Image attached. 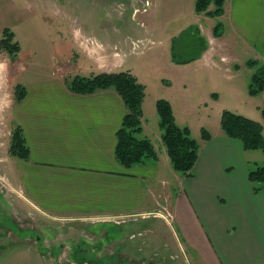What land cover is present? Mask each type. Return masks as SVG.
I'll return each instance as SVG.
<instances>
[{"label":"crops","instance_id":"1","mask_svg":"<svg viewBox=\"0 0 264 264\" xmlns=\"http://www.w3.org/2000/svg\"><path fill=\"white\" fill-rule=\"evenodd\" d=\"M21 1L31 17L49 24L45 26L47 37L57 42L58 52L45 64L29 61L36 57L32 47L39 48L37 42L27 44L17 27L0 20V29L11 28L15 38L24 40H19L21 56L13 60L0 57V63L6 67L10 87L15 86L12 94L10 90L13 99L7 120L11 127L20 129L29 150L26 160L10 156L3 164L2 176L13 192L0 202V257L17 258L19 262L25 256L32 258L29 264H39L44 258L39 249L42 240L33 236L35 231L46 233L45 227L52 225L78 224L81 237H86L89 232L83 231L84 224L114 219L136 224L154 218L167 228L150 229L145 241L152 245V253L147 254L155 251L162 258L177 250L180 258L185 253L194 264H264V191L255 193L248 178L251 164L262 162L258 151L245 152L239 140L223 133L220 123L219 129L210 132L209 140L199 142L193 176L183 177L172 168L162 143L157 108L152 119L144 115L146 105H152L146 96L142 135L153 142L159 158L123 167L116 158L117 133L127 112L121 96L113 88L77 94L67 85L76 76L123 71L132 72L141 83L148 84L121 60L119 49L132 50L136 43L130 49L128 36L115 25L112 28L111 21L121 14L85 10L83 24L78 27L69 10L53 9V0H42V4L35 0L36 5L32 0L31 4ZM185 2L178 0L172 6L180 12ZM195 2L188 0L189 5L194 4L190 9ZM35 8L39 10L35 12ZM141 12L136 7L131 21ZM55 16L64 23L52 24ZM197 17L199 25H195L200 27V34L211 36V49L200 60L206 66H215L228 81H251L257 68L264 65V0H226L225 13L218 20ZM204 22H222L224 35L213 37V26L211 34ZM128 31L141 41L138 26L131 24ZM250 60L259 65L248 66ZM18 86L24 89L21 100L16 95ZM258 97L246 100L247 112L242 115L263 122L264 91ZM153 99L156 105L160 99L170 100V95L162 87ZM11 193H18V197L10 200ZM166 218H171L174 225L170 227ZM135 224L126 229L125 236L120 234L126 233L122 224L121 231L110 233V238L126 248L136 246L131 242L142 234L130 230ZM12 225H19L23 232L29 229L31 236L17 233ZM33 227L35 231H31ZM103 234L109 233L103 230ZM68 238L56 237L58 243ZM145 241L131 249L143 250ZM0 264L18 263L0 260Z\"/></svg>","mask_w":264,"mask_h":264},{"label":"rangeland","instance_id":"2","mask_svg":"<svg viewBox=\"0 0 264 264\" xmlns=\"http://www.w3.org/2000/svg\"><path fill=\"white\" fill-rule=\"evenodd\" d=\"M36 1L42 4V0ZM146 1H148L149 4L146 10H144ZM177 1L178 0H138L137 4H134V0H53V9L58 12L69 10L74 16L75 25L78 27H81L83 24L82 14L85 10L91 11L92 14L95 12L101 15H106V13L121 14L119 18H115L111 21V26L113 28V25H115L118 30L128 36L127 40L130 42V49H132L131 47H133L132 44L134 41H136L134 44L138 45V47L132 50L119 49V52L121 54V60L133 67L135 71H138L140 73L138 75L148 82V84L144 85L146 87L148 86L146 88V96L148 98L147 100H150L149 102H151L152 105L150 108L146 105L144 115L152 119L153 115L156 113V105L153 97L157 96V93H159L162 87H165L170 95V100L168 101L172 105V111L177 125L182 128L187 127L191 132L192 138L200 142L203 139V131H207L211 134L213 131L219 129L224 111L242 115L244 111L247 112V106L244 107L246 100L250 98L257 100L260 94H250L249 80L242 78L228 81L224 77L223 72L218 71L217 68H214L215 66H206L200 58L185 65H177L174 63L173 45L175 40L177 38L178 40L181 39L179 45L183 47L184 42L191 38V33L183 35L186 30L194 26L195 28H199L200 32V27L195 25L198 24L195 6L193 9H190V6L192 8L194 4L190 3L189 5L188 0H186L185 8L181 6V10L178 9L180 10V12H178L175 11L172 6ZM32 3L36 5L35 0H32ZM27 4H31V0H27ZM136 7L139 8V11L143 12L139 13L138 17L131 21L130 16ZM15 8H19L20 11H17ZM26 9L27 5L24 4V1L0 0V20L1 22L5 20L4 22L7 23V26L17 27L21 31V35L27 39V44L29 42L34 43L35 40L34 45L37 42V46L39 47H32L36 57L35 59L29 58L28 60L34 63L37 62L38 64L44 62L45 64L49 59L55 57L56 52H58L57 42H51L47 37L48 32L45 26H49V24L35 19V16L31 17ZM38 10L39 9H36L35 12ZM198 15L200 19L207 16L204 15V13ZM213 19L218 20L217 18ZM63 23V19L60 16H55L52 19V24L62 25ZM131 24L133 26H138L139 29L142 30L141 34L138 36L141 41L135 40L137 37L128 31ZM203 24L210 31L212 26L214 29L217 22L216 24H207L205 22ZM92 27L91 25V28ZM11 30L14 32L13 29ZM210 33L212 34L211 31ZM3 34L4 31L0 29V39L3 38ZM213 37H215L214 33ZM197 39L200 40V44L203 45L202 47H204V49H211V36L208 38L206 35H201L197 37ZM15 40L19 44L20 41L24 43L22 38L18 39L16 37ZM185 48L186 50L184 49V53L182 54L189 58L196 56L199 50V47L195 44H192L191 49H188V47ZM24 54L29 55V52L25 51ZM19 56H21L20 53L17 57ZM30 56L33 57L32 52ZM0 57L7 58L10 56L0 48ZM56 57H58V53ZM16 58L10 57L11 60ZM5 71L6 67L0 63V177L2 176L5 160L13 156L10 153V148L15 130L11 127L9 120H7V111L12 105L13 99L10 96V90L12 94L15 86L11 85L10 87ZM233 90L236 91L233 92ZM242 116L251 118L245 114ZM261 123L264 124V121ZM141 136L145 137L144 135ZM257 154H259L262 159V162L259 163L261 165L264 162V154L262 151H258ZM3 179L5 178L3 177ZM3 196L4 195L0 193V202L6 201ZM5 196L7 197V194H5ZM14 196L18 197L15 193H11L9 199H13ZM5 217L8 219V215H5ZM158 220L160 219L140 220L136 224L134 221L129 222L135 224L130 230L139 232L142 235L138 236V234H135L136 237H138L134 238V240L132 238L133 241L131 240V242L128 240V242L139 246L142 240H148V234L151 232L150 229L154 226H160L165 230L167 227L165 228L163 223ZM129 223L125 220L123 223L124 225H122L125 232L126 229L132 225H129ZM172 225H174L173 222H171L170 227ZM122 226L119 227L103 222L92 225L84 224L81 227L86 234L89 232L88 236L91 238L90 241H88L87 236L81 237L80 233H82V229H78V224L71 226L52 225L50 226L51 228L45 227L46 229L44 230L46 233L42 230L41 232L36 231L33 236L35 239L41 237L42 240L39 244V249L40 253L44 255V258L41 257L43 260L41 261L40 258L38 262L41 261L39 264H52L51 261L53 262V260H55L53 264H71L70 262H72V264H83L82 258L84 257H79L81 256V250L88 247L93 249L99 246V244L104 246L105 243L102 241L100 243L98 239V236L103 230L109 233L108 236H111L113 232L119 233ZM12 229L17 233H24V235L31 236L29 229L23 232L20 230L19 225H12ZM120 234L125 236L128 233L121 232ZM68 236H70V238L62 240L59 243L56 239V237ZM46 240L47 242H45ZM120 243L121 242L116 241H106V244H108L106 245L108 249L106 264H194L190 256H185V253H183L184 258H180L178 256L179 251L177 250H174L171 255L162 258L155 251H153L154 254H151L152 245H149V241L147 243L145 241L143 246L145 249H139V251L133 250L134 248L131 249V247H136L137 245L126 248ZM159 244H161V241L158 245ZM150 251L151 253L147 254V252ZM58 259H60L61 263H59ZM93 259H96V263H98L97 259H99V254L95 255ZM0 260H12L16 261L18 264H27L28 262L29 264L32 258L24 256L21 257L19 262L17 258L13 257H0Z\"/></svg>","mask_w":264,"mask_h":264},{"label":"trees","instance_id":"3","mask_svg":"<svg viewBox=\"0 0 264 264\" xmlns=\"http://www.w3.org/2000/svg\"><path fill=\"white\" fill-rule=\"evenodd\" d=\"M226 0H197L195 9L197 14L204 13L211 18H220L225 13ZM191 33V38L179 45L180 40H175L173 45V61L177 65H185L200 58L206 49L200 44L197 37L201 36L199 28L192 27L184 34ZM214 36L221 38L225 33L222 22H218L213 29ZM193 39V40H192ZM192 40V42H191ZM190 44V45H187ZM192 44L199 47L194 57H185V47L191 49ZM201 45V46H200ZM0 48L10 57L16 58L21 46L15 40V34L9 29H4L3 38L0 39ZM187 49V50H188ZM189 51V50H188ZM250 67L259 65L258 61L247 62ZM68 88L77 94H92L99 90L113 88L121 96L127 109L123 118L122 127L117 133L116 158L125 168L142 164L147 160H157L158 152L149 138L142 137L143 103L146 98V86L130 71L118 73H104L90 77L76 76L67 81ZM264 91V65H260L251 77L249 92L258 95ZM17 99L24 97V89L16 88ZM159 116V128L161 138L167 150L170 162L175 172L183 177L190 178L199 158L200 143L191 136L190 130L177 125L172 111L171 103L166 99H160L156 104ZM264 121V105L262 108ZM223 133L230 138L241 142L245 152L262 151L264 154V124L242 115L224 111L221 119ZM210 134L203 131V140H209ZM10 153L22 160L28 158L29 150L20 129H15L12 137ZM263 164V165H262ZM252 163L248 178L255 193L264 191V162Z\"/></svg>","mask_w":264,"mask_h":264},{"label":"flooded vegetation","instance_id":"4","mask_svg":"<svg viewBox=\"0 0 264 264\" xmlns=\"http://www.w3.org/2000/svg\"><path fill=\"white\" fill-rule=\"evenodd\" d=\"M114 225L121 226L122 223L114 224ZM72 229H74V228H72ZM31 231H35L34 227H33V230L31 229ZM86 236L88 237V241H90L91 238L88 235H86ZM98 239H99L100 243H101V241L105 243L104 246L99 244V246H96L93 249L88 247V248H85L84 250H81V256H79V257H84V258H82L83 264H106V256L108 255V253H107L108 249L106 248V245H108V244H106V241L108 240V241L112 242L113 239L110 238V236L104 235L103 232L98 236ZM97 254H99V259H97L98 263H96V259H93V257H95V255H97ZM115 258H116V256H115ZM58 261H59V263H61L60 259H58ZM54 263H55V261H54ZM70 263L72 264V262H70ZM65 264H68V263H65Z\"/></svg>","mask_w":264,"mask_h":264},{"label":"built area","instance_id":"5","mask_svg":"<svg viewBox=\"0 0 264 264\" xmlns=\"http://www.w3.org/2000/svg\"><path fill=\"white\" fill-rule=\"evenodd\" d=\"M0 188L2 189V190H9V186H8V183L6 182V180L5 179H3V178H0ZM113 221H115L116 223H119V221H117V220H113Z\"/></svg>","mask_w":264,"mask_h":264}]
</instances>
